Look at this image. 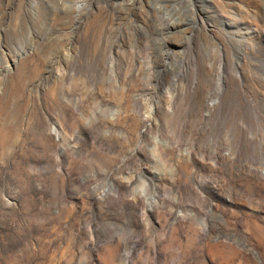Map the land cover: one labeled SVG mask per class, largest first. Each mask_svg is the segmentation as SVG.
<instances>
[{"label":"rangeland","instance_id":"rangeland-1","mask_svg":"<svg viewBox=\"0 0 264 264\" xmlns=\"http://www.w3.org/2000/svg\"><path fill=\"white\" fill-rule=\"evenodd\" d=\"M189 1L0 0V264H264V5Z\"/></svg>","mask_w":264,"mask_h":264},{"label":"bare ground","instance_id":"bare-ground-1","mask_svg":"<svg viewBox=\"0 0 264 264\" xmlns=\"http://www.w3.org/2000/svg\"><path fill=\"white\" fill-rule=\"evenodd\" d=\"M178 2L180 4V8L182 6L185 8V10L190 11L189 15L187 16L182 15L181 17L180 16L178 17L177 15H178V12L180 11V8H176L174 12L176 15H172L170 13V10L172 8H175L174 0H161V5H159L158 8H160V6H162L163 8V5L168 8L164 10L160 9L156 11L158 15V16H155V19L157 20V25L155 27L156 31H158L159 33H172L174 31L188 30V33H190L193 28H196V20L200 19L198 17V11L196 10V8L193 6V4L189 0H178ZM252 2L254 5L251 4ZM249 4L252 7L256 8L258 6L264 5V0H253L249 2ZM170 44L171 46L170 45L168 46L167 44L166 46L164 44V46L167 49L172 48V47L176 49H182L184 46L190 47L188 36L185 37L184 39L171 42ZM220 77H221V71L218 74L219 79Z\"/></svg>","mask_w":264,"mask_h":264}]
</instances>
